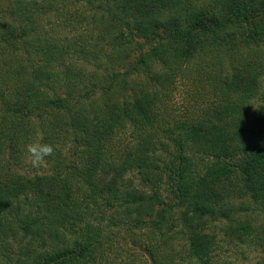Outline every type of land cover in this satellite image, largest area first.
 Here are the masks:
<instances>
[{
  "label": "trees",
  "instance_id": "obj_1",
  "mask_svg": "<svg viewBox=\"0 0 264 264\" xmlns=\"http://www.w3.org/2000/svg\"><path fill=\"white\" fill-rule=\"evenodd\" d=\"M245 250L264 254V0H0V264Z\"/></svg>",
  "mask_w": 264,
  "mask_h": 264
},
{
  "label": "clouds",
  "instance_id": "obj_2",
  "mask_svg": "<svg viewBox=\"0 0 264 264\" xmlns=\"http://www.w3.org/2000/svg\"><path fill=\"white\" fill-rule=\"evenodd\" d=\"M24 151L25 162L33 169H40L45 165L47 158L53 155L55 146L42 140H34L24 146Z\"/></svg>",
  "mask_w": 264,
  "mask_h": 264
},
{
  "label": "rangeland",
  "instance_id": "obj_3",
  "mask_svg": "<svg viewBox=\"0 0 264 264\" xmlns=\"http://www.w3.org/2000/svg\"><path fill=\"white\" fill-rule=\"evenodd\" d=\"M261 254L252 252V250H245L244 254L237 260V264H258L264 257V254Z\"/></svg>",
  "mask_w": 264,
  "mask_h": 264
}]
</instances>
